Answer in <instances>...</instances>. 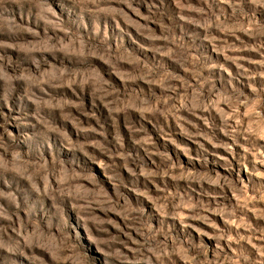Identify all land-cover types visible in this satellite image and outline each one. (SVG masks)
<instances>
[{
    "label": "rangeland",
    "instance_id": "rangeland-1",
    "mask_svg": "<svg viewBox=\"0 0 264 264\" xmlns=\"http://www.w3.org/2000/svg\"><path fill=\"white\" fill-rule=\"evenodd\" d=\"M0 264H264V0H0Z\"/></svg>",
    "mask_w": 264,
    "mask_h": 264
}]
</instances>
